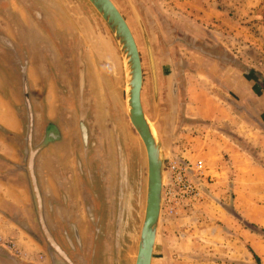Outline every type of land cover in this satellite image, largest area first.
I'll return each instance as SVG.
<instances>
[{
  "label": "rangeland",
  "instance_id": "obj_1",
  "mask_svg": "<svg viewBox=\"0 0 264 264\" xmlns=\"http://www.w3.org/2000/svg\"><path fill=\"white\" fill-rule=\"evenodd\" d=\"M111 1L134 37L142 67L141 102L151 120V86L141 32L126 1ZM130 1L151 38L159 88V114L154 127L163 141L170 139L164 161L161 220L153 258L166 252L163 248L164 233H160L164 220L171 221L173 235L179 236L183 225L175 221L186 210L190 212L187 219L192 226L191 231L198 236L206 228L196 225V221H203L204 217L200 214L204 216L207 210H241L249 204L248 208L254 215H264V137L257 131L259 127H264V119L255 117L254 131L250 128L253 124L247 126L242 122L231 127L233 130L238 128L240 133L248 129L256 134L251 139L252 143L243 146L240 142L257 165L256 169L249 171L255 183H248L244 178L238 183L225 155L218 156L214 149L211 151L212 148L206 152L200 147L188 146L186 150L187 137L206 139V133L211 132V137L207 139L215 144L218 134L214 133V126L184 118L183 90L173 88L170 81L173 73L165 68L174 51L184 64L188 57L201 68L210 66V62L192 57L186 48V35L204 37L202 27H206L205 30L228 48L240 64L260 72L262 82L264 0ZM168 57H171L170 60ZM202 89H208L214 103L220 100L217 94L221 95V99L234 101L236 98H229L215 84H203ZM123 100V75L116 44L104 22L86 0H0V117L4 118L8 128L12 125L17 130L10 131L0 125V152H3V158L22 164L24 168L23 182L16 178L6 187L18 196L19 201L23 200L19 206L26 214L29 202L26 204L27 197L24 200L22 193L24 190L28 193L32 214L27 217L26 226L30 231L27 235L38 243L44 244V238L37 223L36 199L27 172L29 148L34 151L32 165L37 174L44 171L47 177L62 181V193L70 200L76 216L79 215L74 218L79 223V244L93 242V234L87 232L86 217L91 178L95 176L101 180L107 173L114 178L118 168L115 165L116 154L122 148L127 151L137 149L140 156L137 177L139 219L127 228L123 227L121 219L116 221L115 211L110 206V213H105L102 223L105 228L101 241L95 240L106 244L104 256L106 260L109 257L111 264L134 263L145 200L146 159L143 146L127 119ZM89 129L91 136L87 139ZM220 130H230V127L226 129L222 126ZM28 134L31 135L30 147ZM173 143L175 147L171 148ZM43 161L50 162V165H42ZM197 161H202L203 169L190 176L197 196L186 198L181 186L169 179L168 169L172 162L194 164ZM123 162L119 160L118 163L121 172L125 167ZM4 168L0 160V188L5 181L3 176L7 175H2ZM244 171H247L246 167ZM16 176L12 173L10 177ZM111 183L106 190L110 200L114 191ZM129 207L128 201L126 208ZM242 220L254 231L256 239L264 241L262 223L247 217ZM6 227L0 220V244L14 255L23 258L31 256L33 248L30 245L22 248L20 245L27 241V237L23 240ZM262 263V256L255 259V264Z\"/></svg>",
  "mask_w": 264,
  "mask_h": 264
},
{
  "label": "crops",
  "instance_id": "obj_2",
  "mask_svg": "<svg viewBox=\"0 0 264 264\" xmlns=\"http://www.w3.org/2000/svg\"><path fill=\"white\" fill-rule=\"evenodd\" d=\"M205 29L202 27L204 37L197 36L196 38L186 35V42L191 41L193 44L196 41L202 42V46L199 45L200 49L197 52H190L192 57L204 59V61L210 62L211 65H206V69H204L195 60L186 57V66L183 69L173 72L170 70L173 73L170 81L174 85L173 88H176L175 90H183V93H181L184 98L182 102V108L185 109L184 118L204 122L206 126H214V133L216 132L218 136H215V144H211L212 141L207 139V137H211V132L206 133V139L196 140L187 137L189 139L186 140V150L188 146H192V148L200 147V149H205L206 152H209L208 150L212 148L211 151L214 149L218 156L225 155L227 157L230 167L236 175V182L239 183L244 178L248 183H255V179L249 171L251 168L256 169L257 165L252 160L250 153L244 149L245 147H241L240 142L243 146L252 143L251 139L256 135L253 132L256 130L254 127L255 117L261 118V120L264 119V80L260 82L261 77L258 74L260 72L240 64L236 56ZM250 74L254 75L253 78ZM255 77L259 81L258 83H255ZM208 83L220 87V90L224 92L223 94H228L229 98L230 96L236 97L235 100L221 99V95L217 94L216 96L220 100H218V103L212 102L208 89H202V85ZM259 83L261 86H258ZM3 120L4 118L0 117V125L8 128V124ZM240 122L244 125L247 124V126L253 124L250 126L253 131L247 129L246 132L240 133L237 130L238 128L231 129ZM222 126L226 129L230 127V130L222 131L220 130ZM8 129L17 131L12 125ZM257 131L264 137V127H259ZM173 147H175L174 143L171 145V148ZM2 153L0 154V160L5 168L3 169L4 173H1L7 175H5L6 177L3 176L5 181L0 188V220L4 222L8 229H12L17 235L21 236L23 240L27 237V241L22 240L23 244L20 245H22V248L25 247L24 245H30L33 248V253L28 258H23L14 255L0 244V264H60L57 258L47 252L46 244H40L30 235H27L30 233L26 226L28 223L27 217L32 214L29 195L26 190L22 193L24 200L27 197L26 204L29 202L26 214L19 206V203L23 200L19 201L18 196L9 187H6L16 178H20L19 180L23 182L24 168H22V164H16L11 162L12 160L3 158L4 156L1 155L4 154ZM205 154L208 155V153ZM220 162L222 163V160ZM41 164L50 165V162L45 163L43 161ZM245 167L247 168L246 172L244 171ZM42 172L44 175L39 174L38 187L48 227L55 231L63 224L72 227L70 224L72 218L79 217V215L76 216L68 209L69 206L71 208L68 198L67 204L69 206H65L62 196V181L58 182L47 177L44 171ZM12 173L18 176L10 177ZM99 201L100 199L96 200L97 203ZM248 206L249 204L241 210H207V212H204V216L200 214L201 217H204V220H197L196 225L200 224L206 230L200 232L199 236L191 231L192 226L187 219L190 215L189 210L182 212L180 219L175 221L183 225L182 234H179V236L173 235L170 228L171 221L164 220L160 233H164L165 246L163 248L166 252L159 257H153L151 264H255V257L258 259L260 256H262V264H264V241L256 239L254 231L250 230L249 226L245 225L246 222L242 220L247 217L253 222L264 225V215H254ZM77 226L79 227L78 220ZM30 229L33 231L32 226ZM77 229L80 231L79 228ZM89 245H77L79 247L77 250L81 252L83 257V262L79 261L78 264H111L109 257L106 260L104 256L106 244L101 245L102 249L100 251L97 244L94 247V244L88 247ZM98 255L102 260L96 258Z\"/></svg>",
  "mask_w": 264,
  "mask_h": 264
},
{
  "label": "water",
  "instance_id": "obj_3",
  "mask_svg": "<svg viewBox=\"0 0 264 264\" xmlns=\"http://www.w3.org/2000/svg\"><path fill=\"white\" fill-rule=\"evenodd\" d=\"M86 1L104 22L116 44L123 75L125 112L142 141L141 144L145 153V200L133 264H151L154 244L161 220L162 189L165 181L164 161L170 146V139L163 141L154 127V122L157 120L159 114V88L150 44L151 38L148 37L132 2L125 0L142 35L151 86L152 118L150 120L141 102L142 67L140 55L126 21L111 0ZM32 157L33 155L29 159L28 166L40 218L39 197L32 173ZM47 238L50 246L57 250L48 236Z\"/></svg>",
  "mask_w": 264,
  "mask_h": 264
},
{
  "label": "flooded vegetation",
  "instance_id": "obj_4",
  "mask_svg": "<svg viewBox=\"0 0 264 264\" xmlns=\"http://www.w3.org/2000/svg\"><path fill=\"white\" fill-rule=\"evenodd\" d=\"M199 45L202 46V42L196 41L194 44L191 41L186 42V48L190 51L197 52L198 49H200ZM170 58L171 57H168L169 60ZM184 66H186V64H184V62H181V60L178 58L177 52L174 51L172 53L171 60L169 61L167 66H165V68L166 70H171L173 72L176 70L183 69ZM250 76L253 78L254 75L250 74ZM254 81L255 83H258L256 77ZM168 117L170 119L172 117L170 112L168 113ZM31 121L32 119L30 118L29 122L31 123ZM30 123H29V128H30ZM90 130L91 129H89L88 130L89 132H87V139L90 138L91 136ZM49 135H51V133ZM60 135L62 136V132ZM51 137L52 136H50V140ZM30 141H31V135L28 134V147H30L29 146ZM28 151H29V156H28V164H29V159L31 155H34V151H31L30 148ZM139 159L140 156L138 155L137 149H130L127 151L126 149L122 148L120 150V153L116 154L115 165L116 167L118 166V168L115 170L114 178H112L108 173L107 176L106 177L103 176L101 180L100 178H96L95 176L91 178L88 184L89 190L91 191V196L89 197L90 205L88 206V209L86 211V217L88 218L87 232H91L93 234V242L87 241L85 244H90V245L94 244L93 247L96 246L97 244L99 251L102 249L101 245L103 244H100L98 241L95 242V240L101 241V238L103 236L102 232H104V228H105V225H103L102 223H104L105 213L106 212L110 213V206L111 209H114L115 211L114 215L116 216V221L119 222L121 219L123 227L127 228V226L131 224V222L135 220L137 221L139 219V216L137 214V210H139L140 207V203H138V197H137V189H138V181H139L137 179L138 166H139L138 164L140 162ZM119 160H123L124 161L123 163H125L124 170L122 169L123 173L121 172L120 165L118 164ZM33 169L35 170L33 171ZM27 172L29 174V179H30L29 166H27ZM33 172H34L33 176L35 180V186L38 192L39 204H40V218H39L38 205L37 202H35L37 207V211H36L37 223L39 225V230L44 238V244H46L47 252H49V254H52L51 256L57 258L60 264H78L79 261L83 262L82 254L77 250L79 249V247H77V245H79V237H78L79 230L77 229L78 228L77 220H74V218H72V222H70L72 227H68L67 224H63L62 227L58 228V230L56 231L48 227L44 216V206L41 201L40 190L38 187V179L40 178V176L39 174H37L38 172H36L35 166L33 168L32 165V173ZM98 180H100V183L98 182ZM29 182L32 188L31 181L29 180ZM111 182H113L114 191H113L112 199L110 200L109 199L110 195L108 194L109 195L108 197L106 190ZM95 189L97 190V192L95 191ZM62 196L65 206H69L67 204L66 195L62 193ZM98 199H100L99 203L96 202V200ZM128 201L130 203V207L126 208V203ZM68 209L74 213V210L70 208V206L68 207ZM47 236L49 237V240H51L53 244L56 246L57 250H55L50 246ZM90 245L88 247H90ZM96 258L102 260V258L99 255L98 257L96 256Z\"/></svg>",
  "mask_w": 264,
  "mask_h": 264
},
{
  "label": "built area",
  "instance_id": "obj_5",
  "mask_svg": "<svg viewBox=\"0 0 264 264\" xmlns=\"http://www.w3.org/2000/svg\"><path fill=\"white\" fill-rule=\"evenodd\" d=\"M203 169L202 161H197L196 163H181L172 162L169 166V179L172 180L176 185L181 186L182 193L186 195V198H195L196 187L195 183L191 180L190 176L194 173L200 172ZM186 174V180H185ZM171 195V191L169 190Z\"/></svg>",
  "mask_w": 264,
  "mask_h": 264
},
{
  "label": "bare ground",
  "instance_id": "obj_6",
  "mask_svg": "<svg viewBox=\"0 0 264 264\" xmlns=\"http://www.w3.org/2000/svg\"><path fill=\"white\" fill-rule=\"evenodd\" d=\"M127 119H128V121H129L130 126L133 128V131L135 132L136 136L139 138L140 142L142 143V141H141L140 137L138 136L136 130L134 129V127H133L132 124L130 123V120H129L128 116H127Z\"/></svg>",
  "mask_w": 264,
  "mask_h": 264
},
{
  "label": "trees",
  "instance_id": "obj_7",
  "mask_svg": "<svg viewBox=\"0 0 264 264\" xmlns=\"http://www.w3.org/2000/svg\"><path fill=\"white\" fill-rule=\"evenodd\" d=\"M257 260V258H255Z\"/></svg>",
  "mask_w": 264,
  "mask_h": 264
}]
</instances>
